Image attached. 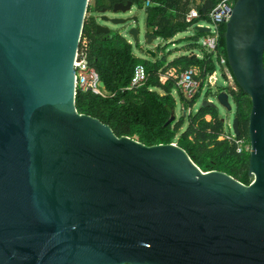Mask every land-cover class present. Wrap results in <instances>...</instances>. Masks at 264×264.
<instances>
[{
  "label": "water",
  "instance_id": "95a60500",
  "mask_svg": "<svg viewBox=\"0 0 264 264\" xmlns=\"http://www.w3.org/2000/svg\"><path fill=\"white\" fill-rule=\"evenodd\" d=\"M88 6L0 0V264H264V0H236L222 21L229 67L252 104L250 185L203 172L176 144L119 138L77 112ZM132 7L117 3L113 13ZM129 34L139 43L138 29ZM216 99L232 110L227 93ZM167 110L166 126L176 120ZM232 129L240 135L237 118Z\"/></svg>",
  "mask_w": 264,
  "mask_h": 264
},
{
  "label": "trees",
  "instance_id": "16d2710c",
  "mask_svg": "<svg viewBox=\"0 0 264 264\" xmlns=\"http://www.w3.org/2000/svg\"><path fill=\"white\" fill-rule=\"evenodd\" d=\"M128 1L140 10H145L148 32L167 43L173 41L177 35L194 28L195 37L186 40L192 43L188 48L191 52L171 62L167 61V56L155 61L140 60L134 55L133 46L124 36L113 31L109 34H98L96 19L86 18L82 41H87L89 63L99 74L105 84V91L110 96L78 92L75 100L77 112L98 119L109 126L119 138L135 139L146 146L176 144L187 152L203 172H223L244 185H250L253 181V177L249 175L250 149L242 147L240 150L236 141H243L244 145L250 146L248 127L252 104L249 96L235 81L228 64L225 50L226 25L223 22L217 23V56L208 54L200 44V40L209 33L196 30L199 23L212 24L210 13L222 0H93L87 13L111 10L116 3ZM235 2L236 0L233 4ZM191 9L198 11L199 19L187 23L186 16ZM160 51L163 50L159 48L158 53ZM198 52L202 56L195 57ZM221 58L226 59V65L220 70H227L237 90L221 87L215 96L223 91L230 92L236 106L240 135H234V140L228 139L229 136L224 137V122L219 118L218 109L203 105L193 115L188 116L187 124L182 109L181 117L166 126L170 118L167 107L173 110L177 108L174 97V92L177 91L176 80L169 78L161 83L160 77L172 70L177 74L191 69L198 71L196 77L202 80L198 94L193 99L186 100L177 92L182 105H186L187 111H191L199 101L208 77L219 70ZM137 65L146 68L149 80L137 90L122 92L130 84ZM222 77L227 79L224 73ZM207 116L211 118L210 121L206 120ZM185 124L187 127L181 132Z\"/></svg>",
  "mask_w": 264,
  "mask_h": 264
},
{
  "label": "built area",
  "instance_id": "2783aa9c",
  "mask_svg": "<svg viewBox=\"0 0 264 264\" xmlns=\"http://www.w3.org/2000/svg\"><path fill=\"white\" fill-rule=\"evenodd\" d=\"M234 0H222V2L210 13L212 24L199 23L197 26L210 28L209 34L200 40L202 48L208 53L217 56L218 52V32L217 23L222 22L224 19L230 17V12L233 8ZM199 19V14L196 9H191L186 16V22L191 23L194 20ZM226 59L221 58L218 64L219 70L214 72L205 82L204 87L212 89L216 86L220 75V69L225 67ZM227 73V70H225ZM168 72L160 77V82L165 83L169 78L176 80V92H179L186 100L193 99L201 89L202 80L197 79L198 71L191 69L181 74L173 76ZM149 80V75L146 68L143 65H137L134 69L133 76L130 84L122 90V92L133 91L143 87ZM101 79L99 74L91 67L88 59V43L84 39L80 41L79 50L75 58V91L78 92H91L95 95L102 97L110 96L105 89L100 86ZM231 139L230 137H227ZM241 150L242 141H236ZM246 149H250V146ZM239 150V151H240Z\"/></svg>",
  "mask_w": 264,
  "mask_h": 264
},
{
  "label": "rangeland",
  "instance_id": "374dc122",
  "mask_svg": "<svg viewBox=\"0 0 264 264\" xmlns=\"http://www.w3.org/2000/svg\"><path fill=\"white\" fill-rule=\"evenodd\" d=\"M92 4H93V0H89V5H92ZM102 16H106L108 18H123V19H129V18L136 17L137 22H133L131 20L126 25L116 26V25H112L102 20ZM89 17H94L96 19L97 24L102 25V26H107L111 29V31L118 33L121 36H124L125 39L129 41L130 44L133 46L134 55L140 60L155 61L157 59H161L163 56H167V61L171 62L172 60L180 56L189 55L191 51L188 48L192 43L186 41V39L190 37L191 38L195 37L196 35L194 28H191L188 32H185V33H182L176 36L171 42L167 43L162 39H158V40H155L153 44L148 45L146 40L144 39V36L148 33V29L146 26L147 15L144 9L140 10L136 5H133L132 10L130 12L114 14V13H110L108 10L106 13H102L101 11L87 13L86 18H89ZM131 28H136L140 31L139 43H136L133 37L129 34ZM159 48H161L163 51H160L158 53ZM149 49L153 50L156 53V57L154 59L147 54V50ZM200 55L202 56V54ZM170 73L174 74L173 76L177 75L175 70H172ZM222 73H224L227 76V79H224L222 76H218L219 80L214 88L210 90L205 87L203 88L201 92V97L199 101L197 102V104L194 106V108L191 111H187L185 113L186 124L189 120L188 116L190 114L193 115L203 105V102L205 100L212 101L214 104L218 106V104L216 103L217 99H216L215 94H217V92L219 91V88L223 87V88H231V89L237 90L235 83L232 77L230 76V74L228 75L225 71L220 70L219 74L221 75ZM223 92L229 95L230 103L232 105V110L228 111L225 108L218 106L219 107L218 108L219 118L222 119L224 122V137L229 136L231 137L232 140H234V132L232 129V124L234 120V115L236 114V106H235L234 100L230 92L229 91H223ZM174 97L177 102V108L175 112H176V120H178L182 115L183 105H182L180 97L175 92H174ZM206 120L210 121L211 118L207 116ZM186 124L182 128L181 132L185 131L187 127ZM244 143L245 142L242 141L241 147L248 148L249 146L244 145Z\"/></svg>",
  "mask_w": 264,
  "mask_h": 264
},
{
  "label": "flooded vegetation",
  "instance_id": "af4514ba",
  "mask_svg": "<svg viewBox=\"0 0 264 264\" xmlns=\"http://www.w3.org/2000/svg\"><path fill=\"white\" fill-rule=\"evenodd\" d=\"M121 3H122V2H121ZM127 3H128V2L123 3V4L126 5ZM116 4H117V3H116ZM113 8H114V6H113ZM113 8H112L111 10H109L110 13H113ZM107 10H108V9H107ZM114 14H121V12H119V13H114ZM133 18H134V17H133ZM130 19L132 20V18H130ZM235 118H237V117H236V114L234 115V119H235Z\"/></svg>",
  "mask_w": 264,
  "mask_h": 264
},
{
  "label": "crops",
  "instance_id": "0c3cea01",
  "mask_svg": "<svg viewBox=\"0 0 264 264\" xmlns=\"http://www.w3.org/2000/svg\"><path fill=\"white\" fill-rule=\"evenodd\" d=\"M149 33V32H148ZM150 34H152V33H150ZM153 35V34H152ZM178 36V35H177ZM158 38V37H157ZM158 39H160V38H158ZM187 40V39H186ZM194 56H196V57H200V54L199 53H195V55ZM173 61V60H172ZM171 72V71H170Z\"/></svg>",
  "mask_w": 264,
  "mask_h": 264
},
{
  "label": "clouds",
  "instance_id": "9594fccd",
  "mask_svg": "<svg viewBox=\"0 0 264 264\" xmlns=\"http://www.w3.org/2000/svg\"><path fill=\"white\" fill-rule=\"evenodd\" d=\"M234 6V5H233Z\"/></svg>",
  "mask_w": 264,
  "mask_h": 264
}]
</instances>
